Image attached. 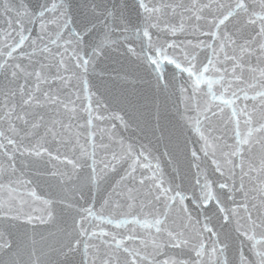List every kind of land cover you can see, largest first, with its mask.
I'll return each instance as SVG.
<instances>
[{
	"label": "snow or ice",
	"instance_id": "obj_1",
	"mask_svg": "<svg viewBox=\"0 0 264 264\" xmlns=\"http://www.w3.org/2000/svg\"><path fill=\"white\" fill-rule=\"evenodd\" d=\"M0 264H264V0H0Z\"/></svg>",
	"mask_w": 264,
	"mask_h": 264
}]
</instances>
